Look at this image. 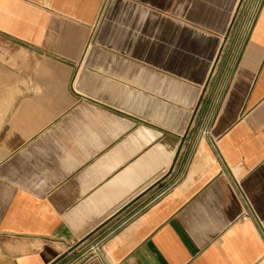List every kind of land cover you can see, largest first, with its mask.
I'll list each match as a JSON object with an SVG mask.
<instances>
[{
    "label": "crops",
    "instance_id": "0c3cea01",
    "mask_svg": "<svg viewBox=\"0 0 264 264\" xmlns=\"http://www.w3.org/2000/svg\"><path fill=\"white\" fill-rule=\"evenodd\" d=\"M0 264H264V0H0Z\"/></svg>",
    "mask_w": 264,
    "mask_h": 264
},
{
    "label": "rangeland",
    "instance_id": "374dc122",
    "mask_svg": "<svg viewBox=\"0 0 264 264\" xmlns=\"http://www.w3.org/2000/svg\"><path fill=\"white\" fill-rule=\"evenodd\" d=\"M173 181H174V180L171 179V182H169V183H172ZM169 183H168V184H169ZM168 184H167V185H168ZM167 185H166V186H167ZM95 243H98L97 240H92V241H90V242L86 245L85 248L82 249V252L80 253V258H79V260L82 259V258L85 259V258H87V257L89 256V249H90V247H91L93 244H95Z\"/></svg>",
    "mask_w": 264,
    "mask_h": 264
},
{
    "label": "built area",
    "instance_id": "2783aa9c",
    "mask_svg": "<svg viewBox=\"0 0 264 264\" xmlns=\"http://www.w3.org/2000/svg\"><path fill=\"white\" fill-rule=\"evenodd\" d=\"M99 250V243L93 244L90 249H89V255H94L98 252Z\"/></svg>",
    "mask_w": 264,
    "mask_h": 264
}]
</instances>
